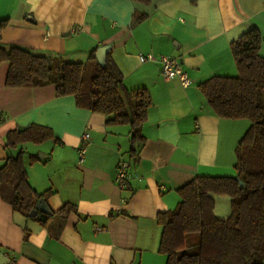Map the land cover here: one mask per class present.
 I'll use <instances>...</instances> for the list:
<instances>
[{
	"label": "crops",
	"instance_id": "0c3cea01",
	"mask_svg": "<svg viewBox=\"0 0 264 264\" xmlns=\"http://www.w3.org/2000/svg\"><path fill=\"white\" fill-rule=\"evenodd\" d=\"M1 21L0 46L63 62H85L108 45L125 88L146 91L151 104L138 129L108 122L73 95H57L54 83L6 85L8 62H0V168L23 151L28 180L49 191L52 211L42 224L0 198V264H166L158 214L174 210L178 189L197 176H236L235 148L251 122L216 114L199 84L238 75L230 43L252 27L264 38V0H0ZM148 52L155 58L140 62ZM163 55L180 58L188 87L162 76ZM31 125L53 137L19 141L28 127H17ZM122 160L131 173L125 189L115 183ZM212 197L214 215L228 218L231 198ZM64 204L73 206L66 216L56 213ZM189 239L195 250L198 236H186V250Z\"/></svg>",
	"mask_w": 264,
	"mask_h": 264
},
{
	"label": "trees",
	"instance_id": "16d2710c",
	"mask_svg": "<svg viewBox=\"0 0 264 264\" xmlns=\"http://www.w3.org/2000/svg\"><path fill=\"white\" fill-rule=\"evenodd\" d=\"M5 23L1 21L0 28ZM262 41L256 27L243 33L230 43L238 75L213 76L199 84L216 114L247 118L251 123L235 148L236 176H197L178 189L181 201L174 210L158 214L162 226L159 252L166 255V264H264V56L259 54ZM96 50L85 62H63L20 46H0V62H8L6 85L10 87L54 83L57 95H73L79 107L110 115L108 122H128L138 129L151 104L148 93L128 91L110 51L101 66ZM18 135L19 141L38 142L53 137V132L45 126L31 125ZM36 160V155L29 156L30 163ZM48 193H38L30 184L23 151L8 157L0 168V198L13 211L29 217L37 200ZM212 194L231 198L228 218L214 215ZM72 209V205L64 204L56 213L66 216ZM40 215L43 218H38ZM32 218L44 224L50 217L39 213ZM193 234L198 236V243L195 250L188 252L186 236Z\"/></svg>",
	"mask_w": 264,
	"mask_h": 264
},
{
	"label": "built area",
	"instance_id": "2783aa9c",
	"mask_svg": "<svg viewBox=\"0 0 264 264\" xmlns=\"http://www.w3.org/2000/svg\"><path fill=\"white\" fill-rule=\"evenodd\" d=\"M155 56L151 53H139L138 59L140 62L151 61ZM160 69L162 76L166 79L176 78L183 87H188L191 83V79L187 71L183 68L182 62L178 57L160 56L159 57ZM82 142L78 148L77 156L79 163H82L85 159L86 144L88 143V133L84 132L81 135ZM127 161L122 160L118 163L115 173V183L118 188L125 189L131 178V173L128 168ZM125 200L122 198L121 202Z\"/></svg>",
	"mask_w": 264,
	"mask_h": 264
},
{
	"label": "water",
	"instance_id": "95a60500",
	"mask_svg": "<svg viewBox=\"0 0 264 264\" xmlns=\"http://www.w3.org/2000/svg\"><path fill=\"white\" fill-rule=\"evenodd\" d=\"M109 48L110 47L108 45H105V46L98 47L97 50H96L95 57H96L98 63L101 66H104L106 55H107V53L109 51ZM26 127H28V126H18L17 129H18V131H21V130L25 129ZM239 185L242 186L243 182L240 181ZM39 212L40 213L49 214V215L52 214V211L48 207V204H47L46 200L43 197H41V198H39L37 200V202L35 203L34 208L29 213V216L30 217L31 216H35Z\"/></svg>",
	"mask_w": 264,
	"mask_h": 264
},
{
	"label": "rangeland",
	"instance_id": "374dc122",
	"mask_svg": "<svg viewBox=\"0 0 264 264\" xmlns=\"http://www.w3.org/2000/svg\"><path fill=\"white\" fill-rule=\"evenodd\" d=\"M191 240H192V239H189V240H188V246H187V248H188V249H187L188 252H192V251H193L192 248H191V247H192V246H191Z\"/></svg>",
	"mask_w": 264,
	"mask_h": 264
}]
</instances>
